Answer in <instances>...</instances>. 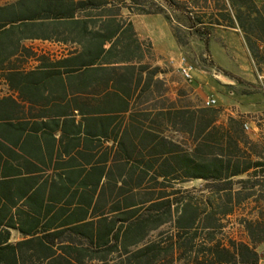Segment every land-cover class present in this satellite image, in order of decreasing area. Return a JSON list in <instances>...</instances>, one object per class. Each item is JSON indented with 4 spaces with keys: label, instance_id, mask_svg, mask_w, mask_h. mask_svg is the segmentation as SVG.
<instances>
[{
    "label": "trees",
    "instance_id": "16d2710c",
    "mask_svg": "<svg viewBox=\"0 0 264 264\" xmlns=\"http://www.w3.org/2000/svg\"><path fill=\"white\" fill-rule=\"evenodd\" d=\"M224 7L211 24L239 27L257 55L264 0ZM150 13L172 24L142 0L0 5V76L19 93L0 95V264H264L263 213L242 219L249 241L225 235L261 201L263 143L243 117L173 93L132 20Z\"/></svg>",
    "mask_w": 264,
    "mask_h": 264
},
{
    "label": "rangeland",
    "instance_id": "374dc122",
    "mask_svg": "<svg viewBox=\"0 0 264 264\" xmlns=\"http://www.w3.org/2000/svg\"><path fill=\"white\" fill-rule=\"evenodd\" d=\"M10 1L13 0H0V5ZM142 1L151 11L163 9L172 17L171 27L162 13H150L154 14L153 19L142 16H133L132 19L141 37L150 40L153 44L152 61L164 70L162 75H165L173 93L186 92L187 101L201 103V98L194 90V80L191 82L186 80L181 73L180 62L181 58L185 57L188 63L204 70L206 85L203 86L201 94H210L214 87L222 97V102L215 106L220 111L221 119L226 120L229 116L225 108L229 105L234 106L242 97L258 99L263 102V105L250 118L255 127L264 129V47L258 49L257 55H253L239 27L229 26L224 20L220 21L222 24H211L216 20L208 14L220 15L221 11L226 12L225 0ZM125 14H128L127 10ZM187 15H192L197 29L188 28ZM197 19L203 22L200 23ZM174 28L179 34V39L174 34ZM208 31H211L210 36L207 34ZM207 37L208 42H206ZM33 44L38 48L54 52H60L64 48L62 45L43 41H35ZM246 130L253 139L261 141L264 147V130L258 136L257 130H253L252 126ZM202 185L203 181L193 180L185 184V187L200 188ZM262 194L259 203L249 199L228 218L225 228L226 236L249 241L242 219L245 217L255 219L257 213H263L264 216V191ZM262 229L261 233L264 232V224ZM258 250L264 259V242L258 245Z\"/></svg>",
    "mask_w": 264,
    "mask_h": 264
},
{
    "label": "crops",
    "instance_id": "0c3cea01",
    "mask_svg": "<svg viewBox=\"0 0 264 264\" xmlns=\"http://www.w3.org/2000/svg\"><path fill=\"white\" fill-rule=\"evenodd\" d=\"M156 14H161V13H156ZM152 15H154V14H135L133 16H142V17H145V18H148V19H153ZM164 18H165V16H164ZM165 20L168 22V20L166 18H165ZM133 22H134L136 31L138 32L140 38L141 39H146L144 37H141V33L139 32V29H137L134 20H133ZM168 24L170 25L169 22H168ZM170 27H171V25H170ZM146 40H148V39H146ZM35 41L50 42L52 44L62 45V44H60L58 42H53V41H49V40H41V39L28 40L25 43H26V45L28 47H31V48H33L36 51H39V52L47 51V52H50V53L56 54V55L60 54L65 49V45H62V46H64V48L60 52H54L52 50L41 49V48L36 47L33 44V42H35ZM36 64H37L36 60L30 59L27 62V67L28 68H33V67L36 66ZM203 71L204 70L201 69L198 66H195L194 70H193V75H194V79L193 80H194V85H195L194 86V90L197 91V94L201 98V104H203L204 99H206L208 96H215L218 99V102H222V100H223L222 97L215 91L214 87H212L213 91L210 94H208V95L201 94V90L203 89V86L206 85ZM0 95L1 96H9V95H11V96H14V97L18 98L19 93H18V91L16 89L10 87V84H9L8 80H6L2 76H0ZM262 103L263 102L258 100V99L247 98V97L244 96V97H242V99H240L238 101L237 104H234V106H230L229 105V107H226L225 111H227V114H229V115L243 117L245 119V121H246L245 123H248L249 127L252 126L253 130H257L256 135L258 136L260 134V132L263 131L264 129L260 128L259 126L255 127L253 125L254 122L251 120L250 117L252 116V114L254 112L258 111V109H260L262 107V105H263ZM15 235H16V233H15Z\"/></svg>",
    "mask_w": 264,
    "mask_h": 264
},
{
    "label": "built area",
    "instance_id": "2783aa9c",
    "mask_svg": "<svg viewBox=\"0 0 264 264\" xmlns=\"http://www.w3.org/2000/svg\"><path fill=\"white\" fill-rule=\"evenodd\" d=\"M180 70L184 78L188 81H193L194 75H193V70L194 66L186 60L185 57L181 58L180 62ZM218 99L215 96H208L206 99L203 101V105L207 107H215L218 105ZM245 127L248 129L249 125L248 123H245Z\"/></svg>",
    "mask_w": 264,
    "mask_h": 264
}]
</instances>
